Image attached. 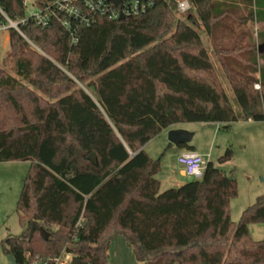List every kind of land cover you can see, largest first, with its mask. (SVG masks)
Here are the masks:
<instances>
[{"label":"trees","instance_id":"1","mask_svg":"<svg viewBox=\"0 0 264 264\" xmlns=\"http://www.w3.org/2000/svg\"><path fill=\"white\" fill-rule=\"evenodd\" d=\"M191 1L187 20L159 0L141 15L81 26L77 42L57 21L23 24L25 37L7 28L13 71L26 83L0 69V162L30 161L17 204L26 228L2 241L17 264L63 251L80 264H264V239L249 230L264 223V193L234 222V175L209 161L201 179L160 191L161 156L144 149L174 124L238 120L200 28L241 3ZM25 14L23 0H0V25ZM248 48L222 65L243 117L263 121L264 67L257 90Z\"/></svg>","mask_w":264,"mask_h":264},{"label":"rangeland","instance_id":"2","mask_svg":"<svg viewBox=\"0 0 264 264\" xmlns=\"http://www.w3.org/2000/svg\"><path fill=\"white\" fill-rule=\"evenodd\" d=\"M238 1L241 3L239 12L236 11L234 3L231 1L228 12L220 17L219 21H216L217 26L215 28L210 30H206L203 26L200 28L201 36L209 50L215 71L238 114V120L233 122L229 128H225L223 124L204 122L176 124L177 126L190 128V131L194 133L190 142L194 149L198 151L203 150V147L211 149L209 161L211 160L215 166L228 174L234 175L237 179L238 194L230 202V214L234 222H238L242 212L259 195L264 193V120L250 123L247 121L248 119L243 117L222 65L224 59L230 61L238 58L239 52L236 48L250 46L246 49L247 51L244 50L243 54L249 57L252 52L256 54L257 64L253 66L257 70V78L261 77V69L264 67V48L262 51L260 49L262 45L264 46V33L261 38L259 28L256 35V26L259 22L254 6L248 4V0ZM175 18L177 20H187L186 15H179L176 11ZM262 21L261 19L260 23ZM233 48L236 50L233 52L227 51ZM38 49L44 52L41 48ZM9 52V31L8 29H0V69L26 83L25 79L17 76L13 71V62ZM78 84L84 87L83 83L79 82ZM166 136L168 135L165 132L161 136L157 135L148 141L145 145L146 148H144L148 154L155 153L154 158L161 156L163 167L156 174V177L161 181L160 191L182 185L173 182L171 179H166L170 172L184 182L194 180V178L180 175L181 165L178 163L180 154L170 150V143L166 148L159 147L162 140L164 141L167 138ZM229 149L233 151L229 164L220 163L219 157ZM29 167L30 161L27 160L0 162V264H12L8 259L2 241L11 235H19L26 228V223L20 221L17 204L22 191L23 180ZM249 230L254 239H264V223H252L249 225Z\"/></svg>","mask_w":264,"mask_h":264},{"label":"built area","instance_id":"3","mask_svg":"<svg viewBox=\"0 0 264 264\" xmlns=\"http://www.w3.org/2000/svg\"><path fill=\"white\" fill-rule=\"evenodd\" d=\"M159 0H23L26 14L18 20H12L6 16L8 24L0 25V29L13 27L20 30V26L32 22L35 26L42 29L49 27L52 22L57 21L61 26L68 30L72 41L77 42L78 32L81 26H90L103 16L109 19H120L123 16H137L150 10ZM173 3L175 11L179 15H184L194 10L191 0H161ZM28 11V12H27ZM259 27L256 26V35ZM254 88L261 89L260 76L254 83ZM264 110V106H263ZM207 157V158H206ZM210 156H204L193 150L182 152L178 156V163L185 176L201 179L204 170L209 162ZM74 254L63 251L54 258L43 259L36 257L30 264H48L53 261L55 264H70ZM29 258V254H26Z\"/></svg>","mask_w":264,"mask_h":264},{"label":"crops","instance_id":"4","mask_svg":"<svg viewBox=\"0 0 264 264\" xmlns=\"http://www.w3.org/2000/svg\"><path fill=\"white\" fill-rule=\"evenodd\" d=\"M257 2H259L260 3V5H259V3H258V5H257ZM263 5H264V0H256V2H255V0H254V9H255V13H256V17H257V21L259 22L258 24H257V26L260 28V31H259V34H260V37L262 38V34L264 33L263 32V30H264V8H263ZM263 20L262 21V23H260V20ZM263 48H264V46L262 45V47L260 48L261 49V51L263 50ZM248 122H253V120H247ZM179 124V123H178ZM216 124H218V125H220V123H216ZM173 127H179V128H185V129H188V130H190V128H186V127H182V126H177L176 124H174V126ZM168 130H169V128H166V129H164V130H162L161 131V133L159 134L160 136L161 135H163V132H165L166 133V135L168 134ZM167 138L163 141L162 140V143L159 145V147L160 148H166L167 146H168V144L170 143L169 142V140H168V136H166ZM188 145H190V143L188 144ZM177 147V148H176ZM144 148H146L145 146H144ZM180 149V150H175V149ZM204 149L203 150H201V151H198V150H196V149H194L193 147H188L187 145L186 146H176V145H174V144H172L171 146H170V150H172V151H174V152H178V154H181L182 152H184V151H187V150H193V151H196L197 153H199V154H202V155H204V156H207V155H209L210 157H211V149H208V148H206V147H203ZM155 152V151H154ZM149 155L150 156H152V157H154L155 156V153H149ZM211 161V160H210ZM229 160L228 161H225V162H223V164H229ZM214 164V163H213ZM215 165V164H214ZM162 167H163V164H162ZM180 175L183 177V176H185L184 174H183V172L180 170ZM159 179V178H158ZM166 179H171V180H173V182H176L177 184H183V183H185L184 181H182V180H180V179H178L177 177H176V175L175 174H173V173H169L167 176H166Z\"/></svg>","mask_w":264,"mask_h":264},{"label":"water","instance_id":"5","mask_svg":"<svg viewBox=\"0 0 264 264\" xmlns=\"http://www.w3.org/2000/svg\"><path fill=\"white\" fill-rule=\"evenodd\" d=\"M115 1L116 3L119 2V0H115ZM124 18L125 16L123 15L120 17V19H124ZM173 126L174 125L170 126L168 130L167 135H168L169 142L176 146L188 145L191 142L194 136V133L188 129L173 127ZM89 159L92 160L94 163H97V159L94 154H90ZM40 230H41V235L43 236V238L47 240L50 236V233L46 231L43 226H41ZM8 259L12 264H17V260L15 259L13 254H8ZM70 264H80L79 257L74 255ZM175 264H179V263H175Z\"/></svg>","mask_w":264,"mask_h":264}]
</instances>
